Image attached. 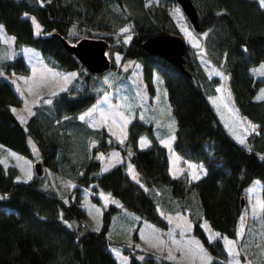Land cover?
Listing matches in <instances>:
<instances>
[{
    "label": "trees",
    "instance_id": "obj_1",
    "mask_svg": "<svg viewBox=\"0 0 264 264\" xmlns=\"http://www.w3.org/2000/svg\"><path fill=\"white\" fill-rule=\"evenodd\" d=\"M192 2L197 30L205 31L208 58L227 74L238 112L256 123L245 143L234 139L215 113L206 89L212 90L209 85L217 77L207 76L192 46L184 44L185 70L142 47L147 36L161 31L180 34L160 5L144 0H0V23L12 34L15 47L32 45L46 64L75 71L64 88L40 96L23 122L8 106L19 103L20 97L0 74V150L11 149L31 158L30 139L40 167L55 170L73 184L62 196L46 184L41 170L27 179H16L15 167L0 161V264H116L108 247L113 242L105 237L113 212L122 206L167 225L158 203L166 211L187 210L192 232L213 255L207 264H229L221 239H209L200 221L204 217L221 233L235 236L246 204V187L254 177L261 181L264 217V97H256L264 73L255 76L249 68L260 61L264 66V7L260 0ZM27 13L40 24L37 32ZM110 20L128 23L132 34L127 41L109 44L108 32L114 29ZM54 33L68 41L81 36L103 38L109 52L119 50L141 64L150 93L154 91L153 72L161 75L175 119L172 147L182 159L203 166L198 179L170 174L166 146L156 138L151 122L132 117L124 139L117 140L105 127H91L77 117L105 88L103 71L87 70ZM0 65L19 73L29 69L20 53L2 59ZM115 67L109 53L108 68L119 70ZM141 134L150 140L143 147L138 145ZM111 148L119 150L122 160L101 170L96 152ZM127 161L139 172V180L129 173ZM86 188L93 201L99 202V191L116 201L102 206L98 228L80 223L84 209L79 199ZM124 250L127 264H177L147 249Z\"/></svg>",
    "mask_w": 264,
    "mask_h": 264
},
{
    "label": "rangeland",
    "instance_id": "obj_2",
    "mask_svg": "<svg viewBox=\"0 0 264 264\" xmlns=\"http://www.w3.org/2000/svg\"><path fill=\"white\" fill-rule=\"evenodd\" d=\"M145 3L154 2L162 7V11L179 30L186 45H190L196 51V56L209 78L215 76L217 81L208 83L212 90L206 89L207 97L215 113L230 135L238 142L245 143L249 133L256 129V123L241 115L234 105L232 93L228 86L227 74L221 66L213 63L207 56L203 38L204 30L195 29L177 2L165 3L164 0H144ZM261 1V0H260ZM29 18L33 32H37L40 24L32 14H25ZM110 33L112 41H127L132 31L128 23L110 20ZM0 26L1 23H0ZM70 25L68 31L71 32ZM127 29V31H124ZM106 42L105 51L119 70L106 68L103 70L101 79L105 82V88L98 97L85 109L78 113L83 116L93 127L103 126L117 140H123L126 135L127 122L132 117H138L143 121L151 122L153 133L159 142L163 143L169 153L170 174L176 176L184 173L189 178L197 177L203 172L200 163L184 160L173 149L172 140L175 129V119L172 113L167 91L161 75L153 72L154 91L150 93L141 73V64L134 58L124 57L121 51L113 49L108 51ZM20 53L29 67L26 73L12 70L5 71L0 65V74L11 81V85L20 97L19 103H12L11 109L16 117L23 122L31 111V105L43 94H50L64 88L74 77L68 72H63L42 61L39 51L28 44L14 46L12 34L0 27V61L12 55ZM250 72L255 76L264 73L263 63L260 61L251 65ZM70 77V78H69ZM226 78V79H225ZM211 81V80H210ZM256 97H264V84L258 87ZM254 126V127H253ZM92 127V126H91ZM146 134H141L138 145L143 147L149 143ZM32 149L31 158L17 153L11 149H4L0 156L3 166L15 167L14 178L27 179L34 172V161L39 160L37 149L29 139ZM99 168L122 160L119 150L112 148L102 153L96 152ZM127 167L132 177L137 178L139 172L127 161ZM46 184L53 186L62 196L73 184L62 178L55 170L41 165ZM245 200L237 223L235 236L221 233L213 228L207 219L201 218V225L209 239L220 238L227 251L226 261L229 264H253L264 262V217L261 215L262 196L261 181L254 177L246 187ZM99 202L89 198L87 188L82 191L79 204L85 210L80 218L82 226L98 228L100 214L103 205L116 202L108 193L99 191ZM159 199V198H158ZM158 212L167 225H159L142 218L138 213L120 206L110 217L105 237L113 242L110 250L116 257L117 264H127L128 253L124 248L147 249L166 257L177 264H207L213 255L203 245L200 238L191 230V220L186 211L165 210L158 203ZM179 211V212H178ZM250 220V221H249ZM136 232V234H134ZM141 256V252L138 251Z\"/></svg>",
    "mask_w": 264,
    "mask_h": 264
},
{
    "label": "water",
    "instance_id": "obj_3",
    "mask_svg": "<svg viewBox=\"0 0 264 264\" xmlns=\"http://www.w3.org/2000/svg\"><path fill=\"white\" fill-rule=\"evenodd\" d=\"M188 20L195 29L199 28L197 10L192 0H176ZM62 46L72 53L77 60L89 71L100 72L108 67L109 59L104 52L106 41L101 37L81 36L74 41H68L57 33H54ZM184 39L182 35L174 32L161 31L159 33L147 36L142 42V47L156 53L172 64L185 70L183 67ZM190 75L189 72H187ZM34 172L41 170L38 161H34ZM244 203L241 196L240 204Z\"/></svg>",
    "mask_w": 264,
    "mask_h": 264
},
{
    "label": "crops",
    "instance_id": "obj_4",
    "mask_svg": "<svg viewBox=\"0 0 264 264\" xmlns=\"http://www.w3.org/2000/svg\"><path fill=\"white\" fill-rule=\"evenodd\" d=\"M43 61V60H42ZM44 62V61H43ZM53 67V66H52ZM55 69H57V70H60V71H63V72H68V74L70 75V77L72 78L74 75H75V71L73 70V69H61V68H57V67H54ZM69 77V78H70ZM11 82V81H10ZM12 83V82H11ZM11 105H12V103H9L8 104V106H9V108H10V110L12 111V109H11ZM87 107H89V106H87ZM87 107L86 108H84V109H82L81 111H84L85 109H87ZM81 111H79L78 113H80ZM13 112V111H12ZM14 113V112H13ZM78 113H77V117L78 118H80L81 119V117H83V116H78ZM16 116V115H15ZM26 118V117H25ZM82 120H84L85 121V123L87 124V125H89V126H94V125H92V124H90L89 123V121H87L85 118H83ZM108 131V130H107ZM109 132V131H108ZM110 133V132H109ZM111 134V133H110ZM141 136V135H140ZM140 138V137H139ZM138 141H139V139H138ZM4 149H6V150H8L7 148H3L2 150H0V156H1V154L3 153V151H4ZM112 149V148H111ZM167 149V148H166ZM110 150V149H109ZM108 150V151H109ZM167 155H168V158H169V153H167ZM108 167V166H107ZM107 167H104V168H100L101 170L102 169H105V168H107ZM168 170H170V162L168 161ZM128 171H129V169H128ZM201 173H202V171H201ZM132 176V175H131ZM134 178V177H133ZM134 179H136V180H139L140 179V177L138 176L137 178H134ZM85 211V210H84ZM176 212V211H175ZM179 212V211H178ZM180 212H182V211H180ZM241 214V213H240ZM190 219V218H189ZM250 221V220H249ZM167 223L169 224V221L167 220ZM109 247V249H110V245L108 246ZM111 251V250H110ZM112 253V252H111ZM113 255V254H112ZM115 258V262H116V264H117V261H116V257H114Z\"/></svg>",
    "mask_w": 264,
    "mask_h": 264
},
{
    "label": "snow or ice",
    "instance_id": "obj_5",
    "mask_svg": "<svg viewBox=\"0 0 264 264\" xmlns=\"http://www.w3.org/2000/svg\"><path fill=\"white\" fill-rule=\"evenodd\" d=\"M261 6L264 7V0H261ZM2 27V26H0ZM124 31H127V29H125ZM226 79V78H225ZM81 119H83V117H81ZM254 127V126H253ZM242 142V141H241ZM196 179H198L199 177H194Z\"/></svg>",
    "mask_w": 264,
    "mask_h": 264
}]
</instances>
